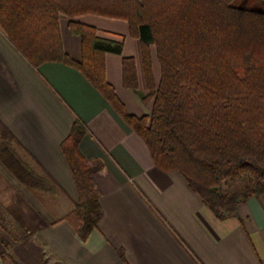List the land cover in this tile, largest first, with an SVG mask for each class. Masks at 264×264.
<instances>
[{"label":"trees","instance_id":"trees-1","mask_svg":"<svg viewBox=\"0 0 264 264\" xmlns=\"http://www.w3.org/2000/svg\"><path fill=\"white\" fill-rule=\"evenodd\" d=\"M60 14L127 22L141 47L148 92L141 101L152 100L150 115L129 114L106 82L104 56H120L122 44L70 21V32L81 42V61H73L63 52ZM0 28L34 68L59 62L78 70L142 139L154 167L179 173L217 219L264 197V11L239 7L235 0H0ZM151 45L160 66L157 86ZM122 71L124 86L136 93L133 58H122ZM84 134L75 121L61 145L78 193L65 219L82 241L102 214L93 180L97 168L78 150ZM1 139L0 161L13 177L29 190L54 195L53 182L19 158L5 130ZM0 185L16 204L7 185ZM0 227L5 231L1 222Z\"/></svg>","mask_w":264,"mask_h":264},{"label":"crops","instance_id":"crops-1","mask_svg":"<svg viewBox=\"0 0 264 264\" xmlns=\"http://www.w3.org/2000/svg\"><path fill=\"white\" fill-rule=\"evenodd\" d=\"M70 21L122 44L120 56H104L106 82L129 114L150 115L152 100L141 101L148 93L141 47L127 22L60 14L63 52L76 62L81 42L70 32ZM149 49L157 86L160 66L155 47ZM122 58L134 60L136 93L123 84ZM75 121L85 129L79 153L97 168L93 180L102 212L84 241L65 219L78 193L61 145ZM4 130L19 158L57 191L27 189L0 161V181L17 198L15 204L0 185V212L14 205L19 211L22 204L30 227L26 238L8 237L7 247L0 227V264H264L262 198H250L231 217L217 219L179 173L154 167L142 139L78 70L59 62L34 68L0 28V142Z\"/></svg>","mask_w":264,"mask_h":264},{"label":"rangeland","instance_id":"rangeland-1","mask_svg":"<svg viewBox=\"0 0 264 264\" xmlns=\"http://www.w3.org/2000/svg\"><path fill=\"white\" fill-rule=\"evenodd\" d=\"M235 5L239 7L256 9L264 11V0H235ZM264 200V197H262ZM4 206L3 211L0 212V221L5 227L2 229V239L6 241L9 238L21 239L24 235L29 234L30 227L28 225L29 215L26 206L20 204L19 211H15L14 207ZM7 243V241H6Z\"/></svg>","mask_w":264,"mask_h":264}]
</instances>
